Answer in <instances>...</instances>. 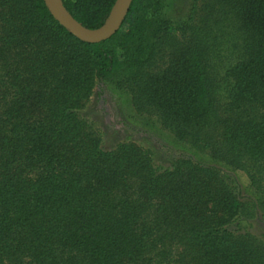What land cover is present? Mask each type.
<instances>
[{"label":"trees","instance_id":"trees-1","mask_svg":"<svg viewBox=\"0 0 264 264\" xmlns=\"http://www.w3.org/2000/svg\"><path fill=\"white\" fill-rule=\"evenodd\" d=\"M62 1L89 30L115 3ZM208 8L243 43L222 77L201 28L163 53L173 0H133L120 30L95 44L44 0H0V264H264V244L241 229L264 222V0ZM96 81L244 171L247 196L190 158L158 169L134 143L102 149L80 116Z\"/></svg>","mask_w":264,"mask_h":264},{"label":"rangeland","instance_id":"rangeland-1","mask_svg":"<svg viewBox=\"0 0 264 264\" xmlns=\"http://www.w3.org/2000/svg\"><path fill=\"white\" fill-rule=\"evenodd\" d=\"M209 3H213V0H173V12L170 16L171 36L162 39L161 49L166 56L173 48L172 41L179 44L185 35L201 28L199 32L214 52L212 67L222 77L224 71L243 54V43L239 39L237 25L233 20H216L214 16L210 17ZM160 64H164V58ZM80 116L98 136L104 150L113 149L120 143H134L148 152L153 165L158 169L169 168L179 159L190 158L224 172L230 181L240 188L243 195L247 196L250 181L244 171L225 168L211 159L207 151L178 141L174 134L162 125L158 116L149 110L138 111L127 90L96 81L90 97L80 111ZM241 229L264 244V222L258 218L243 222Z\"/></svg>","mask_w":264,"mask_h":264},{"label":"water","instance_id":"water-1","mask_svg":"<svg viewBox=\"0 0 264 264\" xmlns=\"http://www.w3.org/2000/svg\"><path fill=\"white\" fill-rule=\"evenodd\" d=\"M52 16L83 42L95 44L108 40L123 25L133 0H115L108 19L104 25L96 30H89L80 25L65 9L62 0H44Z\"/></svg>","mask_w":264,"mask_h":264}]
</instances>
